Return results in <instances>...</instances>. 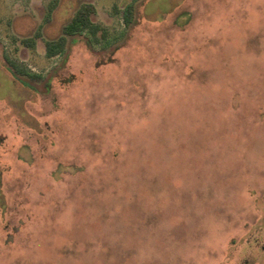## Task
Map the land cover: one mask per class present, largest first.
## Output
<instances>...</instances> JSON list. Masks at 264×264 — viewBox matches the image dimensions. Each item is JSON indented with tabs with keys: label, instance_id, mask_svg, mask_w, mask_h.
Segmentation results:
<instances>
[{
	"label": "rangeland",
	"instance_id": "rangeland-1",
	"mask_svg": "<svg viewBox=\"0 0 264 264\" xmlns=\"http://www.w3.org/2000/svg\"><path fill=\"white\" fill-rule=\"evenodd\" d=\"M0 264H264V0H0Z\"/></svg>",
	"mask_w": 264,
	"mask_h": 264
},
{
	"label": "trees",
	"instance_id": "trees-1",
	"mask_svg": "<svg viewBox=\"0 0 264 264\" xmlns=\"http://www.w3.org/2000/svg\"><path fill=\"white\" fill-rule=\"evenodd\" d=\"M95 10L91 5L79 6L70 20L62 27L61 34L56 39L48 40L45 43V55L47 58L58 56L66 50L70 41L75 38H82L85 44L92 48L93 45H99L107 38V31L94 23L92 17ZM133 10L128 6L124 11L125 23L129 25L132 22ZM23 44L27 47L33 46L31 39H24ZM107 48V47H106ZM117 47L113 49L116 51ZM4 61L8 70L13 76L27 77L29 79H39V75L29 72L4 55Z\"/></svg>",
	"mask_w": 264,
	"mask_h": 264
}]
</instances>
